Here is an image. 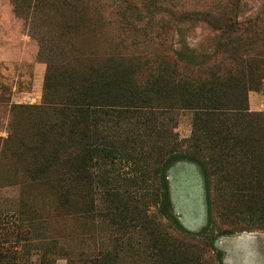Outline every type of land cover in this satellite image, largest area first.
<instances>
[{"label":"trees","instance_id":"16d2710c","mask_svg":"<svg viewBox=\"0 0 264 264\" xmlns=\"http://www.w3.org/2000/svg\"><path fill=\"white\" fill-rule=\"evenodd\" d=\"M261 1L256 15L242 19V0H221L160 10L155 20L139 16V7L153 5L146 0H119L135 10L121 23L120 38L149 32L151 49L79 58V70L63 65L56 74L47 60L43 104L14 107L33 118L24 125L15 118L5 147L25 157L31 181L56 191L62 211L106 222L131 239L136 234L137 252L150 264H223L216 237L264 231V112L250 111L248 103L249 93L264 84ZM200 23L210 31L209 47L182 55L174 42L178 29ZM165 112L192 114L188 140L157 126ZM179 151L189 153L186 160L203 179L207 225L198 233L182 226L171 202L167 172L184 160H172ZM121 164L140 166L121 181L127 189L112 174ZM45 261L42 255L40 264ZM116 261L110 252H97L79 264Z\"/></svg>","mask_w":264,"mask_h":264},{"label":"rangeland","instance_id":"374dc122","mask_svg":"<svg viewBox=\"0 0 264 264\" xmlns=\"http://www.w3.org/2000/svg\"><path fill=\"white\" fill-rule=\"evenodd\" d=\"M43 1L37 5L33 0L29 7H24L25 0H17L20 9L16 14L12 0H0V264H40L42 255L45 264H79V260L97 252H110L116 257V264H150L143 253L137 252L140 249L135 244L140 239L136 234L131 239L106 222L93 224L62 211L56 191L46 183L31 181L24 174L25 157L15 155L12 146L5 147L4 140L15 118L19 125L33 118L27 111L14 107L43 104L47 60H52L56 74L63 65L79 70V62L74 63L79 58L132 55L151 49L149 32L146 37L140 35L141 39L131 37L122 41L120 38L121 23L130 14L135 16V10L121 6L119 0H51L49 5L46 4L50 0ZM146 1L153 5L150 9L139 7V16L157 20L160 10L202 8L221 0ZM261 3V0H242L241 19L256 15ZM210 39L205 25L186 24L178 29L174 42L186 56L201 48L198 53H204ZM43 40L44 48L39 55ZM248 103L250 111L264 112V84L260 91L249 93ZM159 119L157 126L171 129L179 142L190 138L191 113L165 112ZM174 157L184 158L167 172L174 211L186 230L201 232L207 225L203 179L199 168L186 160L190 157L187 151L177 152L172 160ZM114 169L112 174L120 179L118 184L127 189V183L121 181L139 173L140 166L121 164ZM184 183L192 187L191 196H187ZM214 245L221 252L223 264H264V231L219 236L214 239ZM209 255L214 259L212 253Z\"/></svg>","mask_w":264,"mask_h":264},{"label":"crops","instance_id":"0c3cea01","mask_svg":"<svg viewBox=\"0 0 264 264\" xmlns=\"http://www.w3.org/2000/svg\"><path fill=\"white\" fill-rule=\"evenodd\" d=\"M184 184H185L184 189H186L188 191L187 196H189V195L191 196V193L189 192V190H190V184L189 183H187V184L184 183ZM174 190H178V189L175 188Z\"/></svg>","mask_w":264,"mask_h":264},{"label":"flooded vegetation","instance_id":"af4514ba","mask_svg":"<svg viewBox=\"0 0 264 264\" xmlns=\"http://www.w3.org/2000/svg\"><path fill=\"white\" fill-rule=\"evenodd\" d=\"M190 188L192 189V187L190 186Z\"/></svg>","mask_w":264,"mask_h":264}]
</instances>
